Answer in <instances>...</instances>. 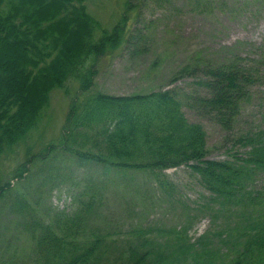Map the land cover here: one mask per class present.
<instances>
[{"label":"trees","instance_id":"trees-1","mask_svg":"<svg viewBox=\"0 0 264 264\" xmlns=\"http://www.w3.org/2000/svg\"><path fill=\"white\" fill-rule=\"evenodd\" d=\"M86 2L0 0V156L37 127L52 91L76 79L82 93L71 104L62 137L30 156L14 178L22 180L34 160H48L59 150L88 162V167H99L103 180L112 174L125 178L129 172H146L170 193L172 184L164 172L186 165L209 192L205 207L212 226L194 242L188 226L167 232L163 239L153 235L163 232L152 227L104 229L99 223L104 217L103 184L92 177L74 195L72 211L55 207L41 218L25 194H14L8 183L0 186V201L16 196L5 211L19 216L33 239L31 260L36 264H264V184L254 186L264 172V128L242 136L241 143L249 148L244 155L213 160L208 158L204 126L191 122L183 112L185 106L198 105L231 131L251 98L250 87L264 81L260 65L235 54L228 60L183 66L175 79L186 73L196 77V84L209 92L198 97L183 96L176 89L126 96L93 90L99 59L134 37L127 36L124 15L95 41L100 25L88 13ZM21 218H28L27 222ZM4 257L0 253V264H6Z\"/></svg>","mask_w":264,"mask_h":264},{"label":"rangeland","instance_id":"rangeland-1","mask_svg":"<svg viewBox=\"0 0 264 264\" xmlns=\"http://www.w3.org/2000/svg\"><path fill=\"white\" fill-rule=\"evenodd\" d=\"M86 6L100 25L95 41L103 30L111 31L124 15L128 16L127 36L134 37L99 59L93 90L119 96L162 89H176L190 97L208 95V90L188 73L175 79L177 71L183 66L192 67V63L228 60L235 54L251 64L256 62L264 74L261 0H87ZM81 93L76 79L52 91L50 105L37 127L27 139L0 156V186L11 183L14 194L23 192L31 209L47 218L55 207L66 206L72 211L74 195L88 186V177H92L103 184L104 217L99 223L104 229L152 227L163 232L153 234L163 239L167 232L188 226L192 242L209 231L212 217L205 207L209 192L186 165L164 172L172 184L170 193L163 192L146 172H129L126 179L112 174L108 181L103 180L99 167H88V162L59 150L48 160H34L22 180L14 178L30 156L60 140L71 104ZM250 97L231 131L223 129L198 105L183 108L191 122L204 126L209 159L221 161L234 153L244 155L249 148L241 143L242 136L264 128V81L250 87ZM263 184L264 172L258 174L254 186L260 188ZM14 199L12 195L0 201V253L5 255L6 264H36L31 260L34 241L29 232L20 225L19 216L5 211ZM27 219L21 218L22 223Z\"/></svg>","mask_w":264,"mask_h":264}]
</instances>
